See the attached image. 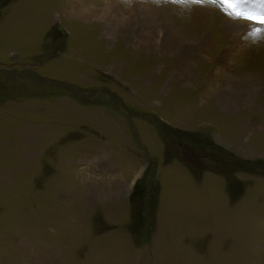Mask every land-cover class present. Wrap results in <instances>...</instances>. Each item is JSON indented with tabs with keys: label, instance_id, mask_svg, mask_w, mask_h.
<instances>
[{
	"label": "rangeland",
	"instance_id": "obj_1",
	"mask_svg": "<svg viewBox=\"0 0 264 264\" xmlns=\"http://www.w3.org/2000/svg\"><path fill=\"white\" fill-rule=\"evenodd\" d=\"M256 27L212 4L0 0V264H264Z\"/></svg>",
	"mask_w": 264,
	"mask_h": 264
},
{
	"label": "snow or ice",
	"instance_id": "obj_2",
	"mask_svg": "<svg viewBox=\"0 0 264 264\" xmlns=\"http://www.w3.org/2000/svg\"><path fill=\"white\" fill-rule=\"evenodd\" d=\"M173 2H181V0H173ZM191 2L201 6L219 5L229 17L252 21L259 26H264V0H191ZM261 34H264V27H256L249 33L253 38Z\"/></svg>",
	"mask_w": 264,
	"mask_h": 264
},
{
	"label": "bare ground",
	"instance_id": "obj_3",
	"mask_svg": "<svg viewBox=\"0 0 264 264\" xmlns=\"http://www.w3.org/2000/svg\"><path fill=\"white\" fill-rule=\"evenodd\" d=\"M187 44H188V43H187ZM189 44H190V43H189ZM197 44H198V43H197ZM185 45H186V44H185ZM199 45L201 46V44H199ZM189 46H190V45H189ZM200 46H199V47H200ZM190 47H191V46H190ZM195 47H196V46H195ZM201 47H202V46H201ZM196 48H197V47H196ZM198 49H200V48H198ZM169 50H170V49H169ZM185 50H186V49H185ZM194 50H195V49H194ZM187 51H188V49H187ZM193 54H194V53H193ZM177 73H178V72H177ZM255 74H257L256 76H258V77H255V78L252 77L253 79H258L261 75H264V73H263V74H262V73H261V74H259V73H255ZM252 76H253V75H252ZM250 77H251V76H250ZM243 78H244V77H243ZM252 78H251V79H252ZM248 79H249V78H248ZM229 80H230V79H229ZM245 81H246V80H245ZM226 82H227V81H226ZM230 82H231V81H230ZM232 82H235V83H236V80H235V81H232ZM232 82H231V83H232ZM250 82H251V81H250ZM222 83H223V82H222ZM247 83H249V80H248ZM252 83H255V81L252 80ZM223 84H224V83H223ZM242 84H243V83H242ZM227 85H228V84H227ZM251 85H253V84H251ZM221 87H222V85L218 83V84L216 85V87H215L214 89H212L211 92H213V95H211V96H214V95L218 96L217 94L221 93V91H222V88H221ZM237 87H239V86H237ZM165 88H166V87H165ZM237 89H238V88H237ZM237 89H236V90H237ZM224 90H225V88H224ZM227 90H228V89H227ZM231 90H232V89H231ZM231 90H230V91H231ZM236 90H235V91H236ZM164 92H165V91H164ZM222 92H223V91H222ZM225 92H226V91H225ZM231 93H232V92H231ZM225 94H227V93H225ZM228 94H229V93H228ZM228 94H227L226 97H228ZM232 94H233V93H232ZM221 95H222V93H221ZM229 95H231V94H229ZM219 96H220V95H219ZM248 96H249V95H248ZM218 100H219V99H218ZM221 100H222V99H221ZM221 100H220V102H221ZM226 100L228 101L229 99H226Z\"/></svg>",
	"mask_w": 264,
	"mask_h": 264
},
{
	"label": "trees",
	"instance_id": "obj_4",
	"mask_svg": "<svg viewBox=\"0 0 264 264\" xmlns=\"http://www.w3.org/2000/svg\"><path fill=\"white\" fill-rule=\"evenodd\" d=\"M175 141L177 142V141H180V140L177 139V140H175ZM176 142H175V143H176ZM187 143H188V142H187ZM208 146H209V147L205 146V151H206L207 153H211V154H213V152H215L216 154H222V153H221V152H222L221 149H216V148H214L213 146H210V145H208ZM211 154H210V156H212Z\"/></svg>",
	"mask_w": 264,
	"mask_h": 264
},
{
	"label": "clouds",
	"instance_id": "obj_5",
	"mask_svg": "<svg viewBox=\"0 0 264 264\" xmlns=\"http://www.w3.org/2000/svg\"><path fill=\"white\" fill-rule=\"evenodd\" d=\"M179 3L185 7H190V5L192 4L191 0H181V2ZM257 39L264 40V34H261L259 37H257ZM253 42H256V41H253Z\"/></svg>",
	"mask_w": 264,
	"mask_h": 264
},
{
	"label": "flooded vegetation",
	"instance_id": "obj_6",
	"mask_svg": "<svg viewBox=\"0 0 264 264\" xmlns=\"http://www.w3.org/2000/svg\"><path fill=\"white\" fill-rule=\"evenodd\" d=\"M185 162V161H184ZM187 164H189V162L186 160ZM190 165V164H189Z\"/></svg>",
	"mask_w": 264,
	"mask_h": 264
}]
</instances>
